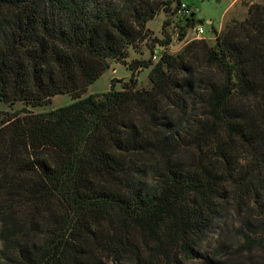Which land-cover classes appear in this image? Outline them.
Instances as JSON below:
<instances>
[{"label": "trees", "instance_id": "obj_1", "mask_svg": "<svg viewBox=\"0 0 264 264\" xmlns=\"http://www.w3.org/2000/svg\"><path fill=\"white\" fill-rule=\"evenodd\" d=\"M182 2L0 0V264H264V3L128 63ZM111 60L131 79L84 96Z\"/></svg>", "mask_w": 264, "mask_h": 264}, {"label": "rangeland", "instance_id": "obj_2", "mask_svg": "<svg viewBox=\"0 0 264 264\" xmlns=\"http://www.w3.org/2000/svg\"><path fill=\"white\" fill-rule=\"evenodd\" d=\"M194 13V21L187 24V17H180L176 13L161 11L156 17L151 19L147 26L149 28V38L137 45V47L129 48V55L127 62L133 60H153V53L156 50L157 56H161L164 50L170 53H178L183 47L194 41L205 38L211 44L215 41V29L223 31L226 25L234 19L243 20L248 12V6L253 3H264V0H239L237 3L232 4L233 0H183ZM253 2V3H252ZM169 19V23L165 20ZM165 23V25H164ZM185 29V34L182 35V27ZM203 26L205 33L203 38L196 36V28ZM179 27H181L179 29ZM159 40H168V46H162ZM151 67H142L136 76L138 79V87L150 88L152 86L149 73ZM133 70L124 62L116 60L110 61V66L103 73V75L88 87V95L91 93L101 94L112 87V80L116 78L114 88L122 89L124 82L131 79ZM74 100L71 94H59L52 98V102L48 105H39L29 107L33 112H45L55 109L62 105L71 103ZM24 103L16 102L14 105H9L0 101V119L6 118L9 114L22 110ZM186 264H198L195 260H188Z\"/></svg>", "mask_w": 264, "mask_h": 264}, {"label": "built area", "instance_id": "obj_3", "mask_svg": "<svg viewBox=\"0 0 264 264\" xmlns=\"http://www.w3.org/2000/svg\"><path fill=\"white\" fill-rule=\"evenodd\" d=\"M176 14L179 15L180 17H187L191 14V8L187 3L182 2L176 11ZM195 33L198 38H203L202 35L205 33L204 27L203 26L197 27ZM152 58L154 61H158L160 59V57L157 56L156 54V50L154 51Z\"/></svg>", "mask_w": 264, "mask_h": 264}, {"label": "crops", "instance_id": "obj_4", "mask_svg": "<svg viewBox=\"0 0 264 264\" xmlns=\"http://www.w3.org/2000/svg\"><path fill=\"white\" fill-rule=\"evenodd\" d=\"M239 0H233L232 4L237 3ZM253 3V2H252Z\"/></svg>", "mask_w": 264, "mask_h": 264}, {"label": "water", "instance_id": "obj_5", "mask_svg": "<svg viewBox=\"0 0 264 264\" xmlns=\"http://www.w3.org/2000/svg\"><path fill=\"white\" fill-rule=\"evenodd\" d=\"M194 14H191V16H193Z\"/></svg>", "mask_w": 264, "mask_h": 264}]
</instances>
